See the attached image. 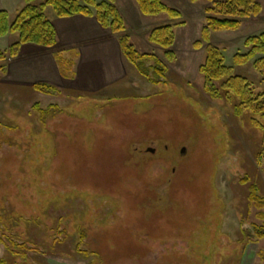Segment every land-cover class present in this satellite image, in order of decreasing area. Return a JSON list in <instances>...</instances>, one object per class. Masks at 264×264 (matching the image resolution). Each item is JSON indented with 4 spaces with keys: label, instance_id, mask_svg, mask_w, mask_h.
Instances as JSON below:
<instances>
[{
    "label": "rangeland",
    "instance_id": "374dc122",
    "mask_svg": "<svg viewBox=\"0 0 264 264\" xmlns=\"http://www.w3.org/2000/svg\"><path fill=\"white\" fill-rule=\"evenodd\" d=\"M256 1L260 15L237 31L212 33L210 45L222 50L233 75L246 78L257 95L264 92V70L254 61H234L247 53V38L264 32V0ZM163 2L181 19L144 16L136 0H116L129 44L160 61L144 60L151 77L156 69L163 72L159 85L123 53V77L103 81L100 74L97 82L106 86L89 91L36 92L9 76L5 68L12 58L0 63V261L264 264V240L256 234L264 209L249 201L251 185L264 200V118L237 115L235 96L204 90L200 67L208 45L195 44L212 3ZM45 15L57 17L51 8ZM166 25L176 36L173 61L149 41L152 30ZM18 40V34L0 38V51ZM60 62L65 74L69 68ZM36 105L53 109V116L42 122ZM138 213L154 223L156 235L141 226ZM131 217L138 228L128 221L131 229L123 232L119 222ZM145 231L155 236V245L141 238ZM125 239L132 253L124 251Z\"/></svg>",
    "mask_w": 264,
    "mask_h": 264
},
{
    "label": "trees",
    "instance_id": "16d2710c",
    "mask_svg": "<svg viewBox=\"0 0 264 264\" xmlns=\"http://www.w3.org/2000/svg\"><path fill=\"white\" fill-rule=\"evenodd\" d=\"M195 3L199 0H190ZM212 3L213 7L206 10L207 23L202 29L201 40L196 42L195 47L200 49L204 44H207V58L203 66L200 67V73L204 77V90L213 95L219 92H224L235 96L239 105L236 107L237 115L251 113L255 116L264 118V92L255 94L248 80L239 75H233L234 69L225 63V58L222 50L211 46L210 39L212 33H220L227 31H237L242 26L244 20L256 17L262 12L261 5L256 0H207ZM140 12L144 16H158L167 14L170 19H181L182 14L167 6L163 0H136ZM48 8L53 9L56 16L60 19H68L75 16H83L87 18H95L99 25L115 35L120 36V46L124 57L129 63L137 67L140 74L153 85H159L163 79V72L159 69L154 71V78L149 75V69L145 66L144 60L150 59L155 61L160 66V61L151 54H140L134 46L129 44L128 37L123 35L126 31V24L123 16L116 6V0H24V7L19 11L15 19L11 22L10 15L6 11L0 10V38L6 37L9 34H18L19 40L12 44L8 50L0 51V63L7 61L9 58L15 59L18 57L21 48L24 45H36L43 48H53L57 45V31L50 20L45 15ZM180 25V24H179ZM150 43L166 50V57L173 61L175 59L171 48L175 45L176 36L171 25L158 27L151 31L149 35ZM244 47L248 50L246 54L238 53L234 57L236 66H244L254 61V66L257 70H264V32L249 37L244 42ZM62 65H66V61L58 58ZM65 62H63V61ZM67 66V65H66ZM68 67V66H67ZM65 75V74H64ZM63 77H66L64 76ZM35 91L54 90L52 86L45 84H37L34 86ZM40 114L42 122H46L49 116H53V109L43 110L38 105L35 106ZM57 110L55 107L54 112ZM53 114H52V113ZM256 126L259 124L254 121ZM128 177L126 176V179ZM125 179V180H126ZM246 183V181L244 182ZM136 187V186H135ZM249 201L258 209H264V200L258 196V188L251 185L249 189ZM129 195V194H128ZM132 214V213H131ZM139 219L141 226L147 230L152 228L151 220L144 218V214L138 213L135 215ZM143 218L145 219L143 221ZM262 222V226H256L257 238L264 240V213L258 217ZM135 218L127 220V223L119 222L123 231V227H129L128 221H131L133 230L135 226ZM134 223V225H133ZM153 228H156L154 226ZM154 235L158 233L157 229H153ZM131 229V228H130ZM130 231V234L135 236L140 234L138 231ZM80 240L85 237L84 230L78 229ZM124 232V231H123ZM147 234L146 237H141L145 241H150L149 244L155 245L154 235ZM138 234V235H139ZM140 239L137 235L135 236ZM155 237V236H154ZM128 240V239H127ZM125 239L124 251L133 252V247ZM0 243L4 244L0 238ZM126 245V246H125ZM24 250H31L27 245L21 246ZM79 253L88 255L87 252ZM0 264H5L0 261Z\"/></svg>",
    "mask_w": 264,
    "mask_h": 264
},
{
    "label": "crops",
    "instance_id": "0c3cea01",
    "mask_svg": "<svg viewBox=\"0 0 264 264\" xmlns=\"http://www.w3.org/2000/svg\"><path fill=\"white\" fill-rule=\"evenodd\" d=\"M23 7L24 0H0V10L8 12L10 18L16 17ZM51 22L57 31V45L49 49L24 45L18 57L5 68L14 80L33 88L37 84L49 85L60 92L100 90L106 86L97 82L100 74H103V81L114 82L123 77L125 59L120 36L103 29L95 18L56 17ZM66 54H71L72 59L66 58ZM60 56L65 57L69 68L65 75L59 68Z\"/></svg>",
    "mask_w": 264,
    "mask_h": 264
}]
</instances>
